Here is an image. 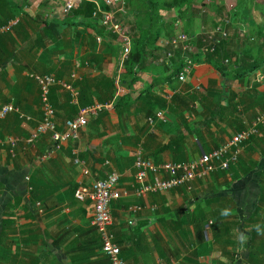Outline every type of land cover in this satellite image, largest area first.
Instances as JSON below:
<instances>
[{
  "label": "crops",
  "instance_id": "1",
  "mask_svg": "<svg viewBox=\"0 0 264 264\" xmlns=\"http://www.w3.org/2000/svg\"><path fill=\"white\" fill-rule=\"evenodd\" d=\"M64 1L0 0V22H13L0 34V107L12 102L29 117L10 113L0 120V137L18 138L15 156L0 146V234L4 220L11 221L4 264H111L93 223L94 204L78 201L75 191L113 168L121 178L110 230L129 264H264V203L255 211L264 170L256 169L261 147L255 138L264 136V124L231 168L166 192L136 196L134 167L139 150L156 163L194 160L264 111V0H235L228 40L218 35L225 40L221 56L207 54L197 30L192 49L179 47L172 62H158V40L131 70L120 37L96 19L65 14ZM97 1L106 8L105 0ZM186 56L195 65L182 83L174 74ZM170 68L175 71L164 75ZM34 73H53L78 89L75 102L61 84L51 88L60 131L82 107L110 103L52 158H44L54 144L50 134L29 141L42 118ZM197 83L201 88L192 89ZM160 109L168 121L151 125L147 118ZM77 156L89 174L74 162ZM167 177L150 174L149 181Z\"/></svg>",
  "mask_w": 264,
  "mask_h": 264
},
{
  "label": "built area",
  "instance_id": "2",
  "mask_svg": "<svg viewBox=\"0 0 264 264\" xmlns=\"http://www.w3.org/2000/svg\"><path fill=\"white\" fill-rule=\"evenodd\" d=\"M52 4L58 3L59 0H51ZM84 1L89 0H65L62 5V10L65 14L73 12L77 6ZM95 2V9L91 18L100 22L105 30L118 35L124 45L123 59L129 57L132 48V35L127 27L126 13L128 11L127 0H105L106 8L102 7L97 0ZM224 26H218L215 30H211L207 35L206 41L216 40L219 34L222 38L228 36V31L225 29L231 25V18L226 17L222 20ZM13 22L0 25V34H3L11 28ZM197 38V34H187L181 32L172 37L160 38L159 46L162 55L159 57L160 63H166L176 55V50L181 47L184 50L190 51L191 40ZM98 42L102 41L101 37H97ZM218 41V40H216ZM214 48H212L213 50ZM195 63L190 56H186L180 72L176 75L179 81L186 83L190 81V76ZM37 81L40 88V103L42 110V118L37 126L32 130L29 141L36 142L43 135L50 134L54 144L50 148L44 158L54 156L69 140H77L80 138L81 131L87 126L89 119L98 116L101 111L108 108L110 103L95 102L88 106L82 107L79 113L69 118L65 122L64 130L60 131L57 128L56 109L50 98L51 88L56 84H61L68 89L74 101L78 100V89L72 84L62 81L53 73L47 74H31ZM76 77V75H73ZM200 83V82H199ZM200 84H195L192 89H200ZM123 88L119 87L118 92L122 93ZM180 88L174 90V93L181 92ZM172 94L169 96L171 97ZM10 113H18L21 118H29L20 112L19 108L14 103L9 102L0 107V120H4ZM151 125L157 122H167L164 110H157L154 115L147 118ZM264 124V111L254 116L247 126L236 133L232 138L221 144L219 147L211 152H203L198 158L188 161H171L166 160L156 163L150 158H146L142 151L139 150L135 157L134 167L136 169V182L135 188L136 196H142L147 193H162L170 189L176 188L195 180L197 178H207L212 173L220 170H228L231 164L238 162L243 149L247 142L253 137L260 134L261 126ZM18 138L13 136L0 137V146L7 145L11 155L15 156V147ZM74 162L81 166L84 174H89V168L85 164V160L78 156ZM111 166V162H105ZM150 174H165L168 175L165 179H157L149 181ZM121 178L120 172L113 168L106 177L94 180L90 185H82L75 191V198L78 201H92L94 204V226L100 236L101 250L108 257L111 264H129L121 256V246L114 238L110 227L113 224V215L111 204L119 197L117 185ZM41 206V202L37 203ZM133 209H140V206H133ZM175 264V262L169 263Z\"/></svg>",
  "mask_w": 264,
  "mask_h": 264
},
{
  "label": "trees",
  "instance_id": "3",
  "mask_svg": "<svg viewBox=\"0 0 264 264\" xmlns=\"http://www.w3.org/2000/svg\"><path fill=\"white\" fill-rule=\"evenodd\" d=\"M162 2L165 8L171 9L174 7H180V13L177 16L176 20L179 19H185L187 21V26L184 30L187 34H194L198 32L197 30H191L189 29V26L193 25L195 18L191 15L185 14V7H188L191 9L193 7V1L195 0H127L128 6L133 9L134 11V19L130 20L129 19V31L132 35V48L131 52L129 54V57L125 60V65L126 67H129L130 70L133 68L134 64H141L144 62V58L147 57L150 52L156 48V44L158 40L161 38L163 34L165 33V26H161L160 24V19L161 16L160 14L156 13L155 11L158 8L159 2ZM202 3H206L207 0H200ZM217 2V0H212ZM218 6V3H217ZM224 7V6H223ZM95 9V2L92 0L89 1H84L82 4L77 6V8L73 11L77 15H83L86 17H91L92 13ZM129 10V9H128ZM144 10H146V14H144ZM208 21H211L212 23V30H215L218 26H224V22L222 20L216 21L213 17H208ZM176 22V21H175ZM5 24L1 23L0 25ZM170 28H173L174 23H168ZM204 31V30H201ZM202 35V34H201ZM216 40H210V41H202V39H207L205 36L201 37L196 40L199 42L200 45L204 46L203 48H206L207 54L210 57H215V56H221V44L223 40H221L218 36H216ZM195 40V39H194ZM228 40V39H227ZM225 41V40H224ZM212 48H214L212 50ZM174 58L170 60L172 62ZM169 64V63H168ZM257 65L252 67V69H255ZM251 69V70H252ZM179 71H176L174 75H177L180 70L181 66L178 69ZM256 137V136H254ZM252 137L251 139H254ZM250 139V140H251ZM233 164L230 165V168L232 167ZM260 186H261V193H260V198H259V205L255 209V211H259L262 207V203H264V170H263V176L259 180ZM32 197L35 198V194L32 191L31 193ZM33 202V201H32ZM34 203V202H33ZM11 221L9 220H4L3 222V228L2 232L0 234V264H4V243H3V237H4V232L6 228L9 227V223Z\"/></svg>",
  "mask_w": 264,
  "mask_h": 264
},
{
  "label": "rangeland",
  "instance_id": "4",
  "mask_svg": "<svg viewBox=\"0 0 264 264\" xmlns=\"http://www.w3.org/2000/svg\"><path fill=\"white\" fill-rule=\"evenodd\" d=\"M193 7L188 8L185 7V14L189 16H193L195 18L193 25L189 26V29L191 30H204L201 31L202 35L201 37L205 36L207 38V35L210 33V29H212V23L211 21H208V17L220 18L221 20L226 17H231L233 14V3L235 0H217V2L212 0H207L206 3H202L200 0L193 1ZM218 3V6H217ZM224 6V7H223ZM129 10L126 13V23L128 24L127 27L129 28V19L134 16V11L130 7ZM180 7H174L171 9L165 8L163 3L160 1L156 13L160 14V24L161 26H165V33L163 34L162 38H168L172 37L176 34H179L184 31L187 26V21L185 19H179L176 20L177 16L180 13ZM144 10V14H146ZM131 20V19H130ZM176 21V22H175ZM174 23L173 28H170L168 23ZM228 26L225 28L227 30ZM229 31V30H228ZM175 71V68H170L167 71H164L163 74L168 76L169 74H172ZM263 126V125H262ZM262 129V127H261ZM262 131V130H261ZM256 144L261 147L260 153V163L259 167L257 166L256 169H260V167L264 166V136H258L255 138ZM239 161V160H238Z\"/></svg>",
  "mask_w": 264,
  "mask_h": 264
}]
</instances>
